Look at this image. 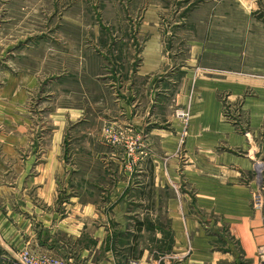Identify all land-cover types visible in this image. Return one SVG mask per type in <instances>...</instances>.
<instances>
[{
    "label": "rangeland",
    "instance_id": "obj_1",
    "mask_svg": "<svg viewBox=\"0 0 264 264\" xmlns=\"http://www.w3.org/2000/svg\"><path fill=\"white\" fill-rule=\"evenodd\" d=\"M220 8L238 24L240 39L244 33L247 38L253 35V40H264V0H0V89L9 93L12 84L19 82L22 91L21 119L18 124L12 122L5 112V132L13 133L23 156L32 152L39 162L52 158L54 164L47 175L55 180L58 194L105 197L116 190L119 181L126 184L130 179L132 185L127 183L124 194L145 201L133 210L148 211L154 210L157 194L159 210L163 201L165 211L174 195H197L196 188L183 182L174 185L167 173L161 171L157 177L156 165L166 168L174 159L179 175L189 158L182 138L174 154L161 153L156 133L171 132V123L142 115L144 88L137 71L143 45L154 32L165 52L184 57L186 41L203 34V27L194 22L214 21ZM256 95L247 91L244 97ZM220 99L222 120L233 126L246 148L220 143L216 149L249 166L225 169L213 177L225 181L227 170L237 177L234 184L244 190L248 217L242 226L241 220L228 219L213 207L194 219L216 247L229 241L236 249L231 228L254 231L253 222L258 221L257 228L264 234V121L254 128L242 111V99L226 94ZM126 106L142 126L125 119ZM150 112H159L161 119L173 114L184 125L188 123V111L174 103L151 107ZM5 142L11 145L8 139ZM255 196L262 200L259 208L254 206ZM153 219L142 217L144 231L134 228L120 240V246L127 248L118 252L119 264L149 263L161 260L164 253L170 255L174 242L167 215L163 247L155 242ZM234 251L239 264L241 250ZM129 252L139 255L130 257ZM2 255L0 250V264H18ZM257 256L264 264V243Z\"/></svg>",
    "mask_w": 264,
    "mask_h": 264
},
{
    "label": "crops",
    "instance_id": "obj_2",
    "mask_svg": "<svg viewBox=\"0 0 264 264\" xmlns=\"http://www.w3.org/2000/svg\"><path fill=\"white\" fill-rule=\"evenodd\" d=\"M220 9V16L215 15L214 21L201 19L194 22L195 26L200 24L203 27V34L197 40L186 41L188 52L184 57L165 52L157 32L147 39L141 50L137 76L142 90L144 88L141 105L145 114L142 115L171 123V132L162 130V133H156L161 153L173 151L174 154L182 138L186 157L189 158V163L181 168L179 175L174 159L166 168L156 165L157 177L167 173L174 185L183 182L198 192L195 196L185 192L174 195L166 211L163 201L159 210L158 194L154 199V210H133V206L142 205L145 201L124 194L130 179L126 184L119 181L116 190L105 197L69 196L65 190V194H58L55 180L47 175V170L54 164L52 158L39 162L31 156L32 152L23 156L13 133L5 132V112L11 115L12 122L18 124L21 119L20 83L14 82L11 90H7L9 93L0 89L2 256L16 260L18 253L29 247L36 253L70 259L74 264H119L118 252L127 248L120 246V240L124 241L126 234L134 228L143 232L146 226L140 224L144 216L156 218V221L153 219L150 222L155 227L157 246L163 247L167 215L174 242L172 251L168 257L164 253L161 260L157 258L143 264H238L234 250L239 248V264H260L257 255L264 243V234L257 228L258 221L253 222L256 226L254 231L237 227L229 230L238 242L235 249L236 245L229 241L216 247L218 245L207 238L194 219L205 211L211 212L213 207L215 212L228 219L241 220L244 222L242 226L245 217H248L244 190L235 186L237 177L229 174V170H234V167L245 169L249 164L229 152H218L216 149L220 143L232 148H246L243 138L233 126L222 120L221 95H230L234 100L242 99V111L247 112L252 127L256 128L264 121V40H253V35L247 38L244 33L240 39L237 36L241 32L238 24L227 15L226 10ZM28 83V90L31 91L32 84ZM247 91L255 92L257 97H244ZM165 101L168 105L174 103L188 111L186 125L173 114L164 115L161 119L159 112H150L151 107H165ZM6 105L10 107L6 108ZM124 114L134 126H142L139 119L132 118L130 107L126 106ZM141 119L143 121V117ZM16 136L20 142L21 139ZM6 139L11 145L5 142ZM46 153L50 155L51 152ZM225 169H229L224 174L225 181L221 177H213L221 176V171ZM38 170L40 174H37ZM63 181H60L62 185ZM138 255L139 252L136 255L129 252L130 257Z\"/></svg>",
    "mask_w": 264,
    "mask_h": 264
},
{
    "label": "built area",
    "instance_id": "obj_3",
    "mask_svg": "<svg viewBox=\"0 0 264 264\" xmlns=\"http://www.w3.org/2000/svg\"><path fill=\"white\" fill-rule=\"evenodd\" d=\"M254 206L259 208L262 205L260 196H255ZM18 264H74L73 261L66 258H58L47 254L33 252L29 247L22 249L16 258ZM129 264H139L131 261Z\"/></svg>",
    "mask_w": 264,
    "mask_h": 264
}]
</instances>
